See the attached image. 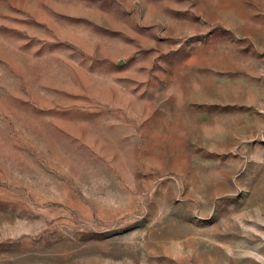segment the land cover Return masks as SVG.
<instances>
[{
    "label": "rangeland",
    "instance_id": "rangeland-1",
    "mask_svg": "<svg viewBox=\"0 0 264 264\" xmlns=\"http://www.w3.org/2000/svg\"><path fill=\"white\" fill-rule=\"evenodd\" d=\"M0 264H264V0H0Z\"/></svg>",
    "mask_w": 264,
    "mask_h": 264
}]
</instances>
